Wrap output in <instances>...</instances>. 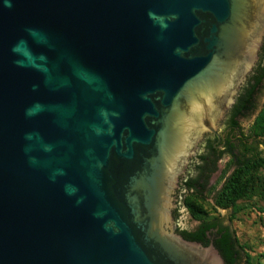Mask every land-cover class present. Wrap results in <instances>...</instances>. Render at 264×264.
Returning <instances> with one entry per match:
<instances>
[{
  "label": "water",
  "instance_id": "water-1",
  "mask_svg": "<svg viewBox=\"0 0 264 264\" xmlns=\"http://www.w3.org/2000/svg\"><path fill=\"white\" fill-rule=\"evenodd\" d=\"M263 44L264 0H0V264H226L173 194Z\"/></svg>",
  "mask_w": 264,
  "mask_h": 264
},
{
  "label": "trees",
  "instance_id": "trees-1",
  "mask_svg": "<svg viewBox=\"0 0 264 264\" xmlns=\"http://www.w3.org/2000/svg\"><path fill=\"white\" fill-rule=\"evenodd\" d=\"M264 81V47L259 61L248 76L241 88L235 103L229 112V121L238 126V119L246 117L255 109V97ZM264 146V101L261 109L252 121L249 136L241 138L237 145H231L227 153L230 155L227 170L229 175L225 178L221 188L214 194L213 208L231 209L233 216L242 210L237 205L241 200H250L254 197L264 200V181L259 175L264 170V159L260 156L258 145ZM189 185L195 184L191 181ZM205 185V184H204ZM203 189V185L201 186ZM190 188H192L190 186ZM201 191L190 193L192 199H185L184 205L195 219H201L206 214L200 201H203ZM262 211V210H260ZM263 212V211H262ZM219 223L217 219L210 221L200 220L195 231L183 230L180 235L193 242L208 245L205 231ZM214 236L213 245L219 251L226 264H253L252 257L241 246L229 227L220 226Z\"/></svg>",
  "mask_w": 264,
  "mask_h": 264
},
{
  "label": "rangeland",
  "instance_id": "rangeland-1",
  "mask_svg": "<svg viewBox=\"0 0 264 264\" xmlns=\"http://www.w3.org/2000/svg\"><path fill=\"white\" fill-rule=\"evenodd\" d=\"M263 47L264 44L262 48ZM263 101L264 81L255 97V109L246 117L238 119V126L240 130L238 133L242 135L243 138L249 136L252 121L261 109ZM258 151L260 152V156L264 159V146L259 144ZM229 161L230 158L224 156L220 161H218L208 175L206 184L208 187L204 193L203 201H200L206 211V214L201 216V219H195L189 213L184 204L183 206L180 205L177 225L183 230L191 231L197 226L200 220L210 221L218 218L225 219L231 230L234 232L239 244L243 246L245 251L252 257L253 264H264V200L254 197L250 200H241L237 202V205L242 207V210L234 216L231 209H215L212 207L213 192L221 187L225 178L230 173V169L227 170ZM191 172H193V170H191ZM259 175L264 181V170H260ZM190 195L191 194H186L183 201L185 202V199H192V196Z\"/></svg>",
  "mask_w": 264,
  "mask_h": 264
},
{
  "label": "flooded vegetation",
  "instance_id": "flooded-vegetation-1",
  "mask_svg": "<svg viewBox=\"0 0 264 264\" xmlns=\"http://www.w3.org/2000/svg\"><path fill=\"white\" fill-rule=\"evenodd\" d=\"M230 110L227 112L225 118L220 123L219 129L215 132L208 133L203 137L195 155L189 161L185 173L179 178L173 194L174 207L172 209V218L174 220L173 230L178 234L183 231V229H181L177 225L180 205L183 206L184 204L183 198L186 196V194L201 191L202 185L204 187L201 194L202 196H204V193L206 192L208 187L206 184L209 173L213 170L218 161H220L224 156L231 158L229 153H227L228 148L233 144H238L239 140H241V138L243 137L238 133L240 131L239 126H236L231 121H229ZM191 170H193V172H191ZM189 181H191L192 183L195 182V184L189 185ZM190 186L192 188H190ZM219 189H216L212 195L214 196V194ZM199 225L200 222L191 231H195ZM220 226L222 225L220 223H217L213 227H210L205 231V239L207 240L208 245L213 244L214 236L212 234H215Z\"/></svg>",
  "mask_w": 264,
  "mask_h": 264
}]
</instances>
